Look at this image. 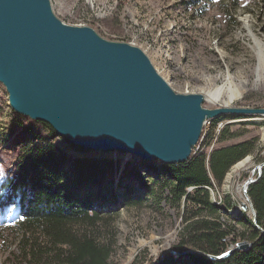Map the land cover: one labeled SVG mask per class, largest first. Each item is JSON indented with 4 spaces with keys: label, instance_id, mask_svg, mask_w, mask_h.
<instances>
[{
    "label": "trees",
    "instance_id": "obj_1",
    "mask_svg": "<svg viewBox=\"0 0 264 264\" xmlns=\"http://www.w3.org/2000/svg\"><path fill=\"white\" fill-rule=\"evenodd\" d=\"M11 113L6 140L15 164L0 179V217L18 241L4 264H112L116 240L102 227L117 215L109 206L119 203L118 190L127 207L154 202L160 208L165 203L180 214L172 247L178 255L166 253L154 264H264V165L247 191L256 221L233 217L228 213L234 208L230 198L217 204L208 190L219 188L230 169L256 148L255 139L222 144L239 136L229 133V123L211 134L225 116L211 119L201 150L194 149L187 162L164 165L121 151L83 149L58 137L46 123ZM215 137L218 146L208 154L203 148ZM228 237L230 246L243 239L251 246L220 260L205 256L223 255Z\"/></svg>",
    "mask_w": 264,
    "mask_h": 264
},
{
    "label": "rangeland",
    "instance_id": "obj_2",
    "mask_svg": "<svg viewBox=\"0 0 264 264\" xmlns=\"http://www.w3.org/2000/svg\"><path fill=\"white\" fill-rule=\"evenodd\" d=\"M50 2L54 14L65 24L88 26L107 40L140 48L160 76L177 93L203 95L205 90L220 86L228 75L234 85L244 88L242 97L229 107L264 108V68L260 66L257 54L258 41L264 45V0ZM204 98L203 107L207 109L225 107L223 101L215 104ZM11 112L8 93L0 83V179L4 178L6 172L12 173L15 164L14 152L11 146H7L9 143L6 140L13 118ZM223 116L226 119L213 129L212 135L220 132L219 126L222 129L229 123V133H239V136L222 144L255 139L256 148L230 169L219 188L208 190L212 201L217 204L222 203L225 197L230 198L234 208L228 213L233 217L246 216L254 221L255 213L253 217L247 214L249 209L253 211V206L250 198L246 202L245 194L248 195L249 185L262 173L264 116L240 114L243 117L229 118L237 114H222L216 118ZM210 123L211 119L204 124L199 147L210 131ZM217 139H210V145L204 146L208 154L218 146ZM211 146L213 148L208 151ZM247 181H250L249 184H245ZM116 194L119 203H113L109 208L117 211V215L102 227L106 235L116 240L112 264L157 263L177 242L180 214L165 203L160 208L154 202L144 207H127L120 190ZM244 201L248 207L247 213L243 209ZM3 218L0 217V264L5 263L18 241L11 226L1 222ZM236 228L242 230V225L236 224ZM235 235L239 234L235 232ZM242 242L248 241L243 239ZM231 247L229 243L228 250Z\"/></svg>",
    "mask_w": 264,
    "mask_h": 264
},
{
    "label": "water",
    "instance_id": "obj_3",
    "mask_svg": "<svg viewBox=\"0 0 264 264\" xmlns=\"http://www.w3.org/2000/svg\"><path fill=\"white\" fill-rule=\"evenodd\" d=\"M0 83L14 113L71 144L164 165L187 162L210 119L264 116V108L207 109L202 94L175 92L140 48L65 24L50 0H0ZM249 247L239 242L205 256L220 260Z\"/></svg>",
    "mask_w": 264,
    "mask_h": 264
},
{
    "label": "bare ground",
    "instance_id": "obj_4",
    "mask_svg": "<svg viewBox=\"0 0 264 264\" xmlns=\"http://www.w3.org/2000/svg\"><path fill=\"white\" fill-rule=\"evenodd\" d=\"M245 23H246V21H244V24ZM245 26H247V25L245 24ZM257 48H258L257 49V54H258V56L260 58V61H261L260 66L264 68V45L260 41H258ZM243 93H244V88H242L241 86L234 85L233 82L231 81L230 76L227 75L225 78H223L220 86H217L215 88H210L208 90H205L203 92V95L211 103L219 104L220 102L223 101L224 106L227 107V108H230L229 106L235 100L241 98L242 95H243ZM202 136H203V134H202ZM198 145H199V143L196 145L195 149H197L199 147ZM254 221H256L255 220V217H254ZM230 237L232 238V236H230ZM234 238H236V237H234ZM229 240H230V238L228 237L226 242H229ZM240 242H242V241H240ZM229 243H231V241ZM235 247H236V245H234V246L232 245V247L229 250H227L226 252L234 249Z\"/></svg>",
    "mask_w": 264,
    "mask_h": 264
},
{
    "label": "built area",
    "instance_id": "obj_5",
    "mask_svg": "<svg viewBox=\"0 0 264 264\" xmlns=\"http://www.w3.org/2000/svg\"><path fill=\"white\" fill-rule=\"evenodd\" d=\"M219 128L221 129V126H219ZM220 129H219V131H220ZM219 131H218V132H219ZM212 148H213L212 146L209 147V148H208V151H210ZM250 178H252V177H250ZM249 182H250V181H247L245 184H249ZM245 200H246L247 203L249 202V197H248V195H246V194H245ZM242 204H243V209H246V213H247V211H248V207H247L245 201L242 202ZM251 206H252V205H251ZM251 212H252V214H251ZM247 214H249V216L253 217V211H250V209H249V212H248ZM233 242H234V241H233ZM234 244L236 245V243H234Z\"/></svg>",
    "mask_w": 264,
    "mask_h": 264
}]
</instances>
